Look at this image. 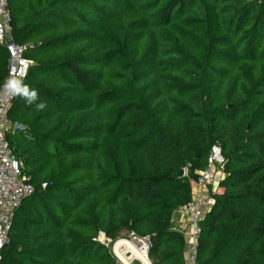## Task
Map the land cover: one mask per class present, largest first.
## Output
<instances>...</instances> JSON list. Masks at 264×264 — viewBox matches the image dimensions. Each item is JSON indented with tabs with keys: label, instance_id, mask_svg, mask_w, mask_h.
I'll list each match as a JSON object with an SVG mask.
<instances>
[{
	"label": "trees",
	"instance_id": "trees-1",
	"mask_svg": "<svg viewBox=\"0 0 264 264\" xmlns=\"http://www.w3.org/2000/svg\"><path fill=\"white\" fill-rule=\"evenodd\" d=\"M6 2L32 61L6 140L33 193L0 264H118L100 233L186 264L175 214L213 146L197 264H264V0ZM7 70L0 43V87Z\"/></svg>",
	"mask_w": 264,
	"mask_h": 264
},
{
	"label": "built area",
	"instance_id": "built-area-1",
	"mask_svg": "<svg viewBox=\"0 0 264 264\" xmlns=\"http://www.w3.org/2000/svg\"><path fill=\"white\" fill-rule=\"evenodd\" d=\"M10 22L11 17L7 10V2L0 0V43L8 54L7 75L0 87V253L9 242L8 234L15 210L25 198L33 193L28 178L22 174L21 164L15 158L6 140V134L13 132L14 129V124L9 120L8 113L32 64V61L25 57L30 46L14 42L11 36ZM222 166L223 158L220 149L213 146L208 158V167L197 172L196 178L191 181V201L181 209L182 216L187 220L177 230L185 238L186 264H197L200 222L213 205L209 187H215L224 176ZM215 189L217 188H213L212 191L214 192ZM100 236L99 234L97 240L100 239ZM133 240L142 243L144 257L151 264L147 257L149 241L135 237ZM132 261L133 259L129 264ZM140 264L142 263L140 262Z\"/></svg>",
	"mask_w": 264,
	"mask_h": 264
},
{
	"label": "rangeland",
	"instance_id": "rangeland-1",
	"mask_svg": "<svg viewBox=\"0 0 264 264\" xmlns=\"http://www.w3.org/2000/svg\"><path fill=\"white\" fill-rule=\"evenodd\" d=\"M215 191L217 192V189H215ZM186 220L187 218H184V223H186ZM100 235L101 236L100 239H98V241L109 248L110 253L116 259V262L118 264H129L132 259H137L136 256L133 255L134 254L133 250L138 252V247H135L137 244L133 243L135 241H132L134 237L123 233L121 238L111 242V240L106 239L102 233H100Z\"/></svg>",
	"mask_w": 264,
	"mask_h": 264
},
{
	"label": "water",
	"instance_id": "water-1",
	"mask_svg": "<svg viewBox=\"0 0 264 264\" xmlns=\"http://www.w3.org/2000/svg\"><path fill=\"white\" fill-rule=\"evenodd\" d=\"M255 1H258V0H246V2H255ZM23 130H26V127L20 123H16L14 125V129H13V132L14 133H17V132H20V131H23ZM176 177L180 178L182 176H184V170H180L176 175ZM50 186V184H45L43 187L46 189ZM220 189L217 191V193H220ZM131 264H140V262L137 260V259H133L132 263Z\"/></svg>",
	"mask_w": 264,
	"mask_h": 264
},
{
	"label": "bare ground",
	"instance_id": "bare-ground-1",
	"mask_svg": "<svg viewBox=\"0 0 264 264\" xmlns=\"http://www.w3.org/2000/svg\"><path fill=\"white\" fill-rule=\"evenodd\" d=\"M132 241H135L133 243L137 244L135 247H138V252H136L135 250H133V252H134L133 255H135L136 258H137V260H139L142 264H149V262L144 257V251H143V248H142V245H141L142 243L141 242H138L136 240H132Z\"/></svg>",
	"mask_w": 264,
	"mask_h": 264
},
{
	"label": "crops",
	"instance_id": "crops-1",
	"mask_svg": "<svg viewBox=\"0 0 264 264\" xmlns=\"http://www.w3.org/2000/svg\"><path fill=\"white\" fill-rule=\"evenodd\" d=\"M217 191H218V189H217ZM220 191H221V189H220ZM176 217H177V224H176V230H178V227H180L182 224H183V222H184V217L182 216V212H181V210L180 211H178L176 214ZM178 226V227H177ZM119 242V241H118ZM117 243V242H116ZM120 244V243H119ZM127 246V245H126Z\"/></svg>",
	"mask_w": 264,
	"mask_h": 264
},
{
	"label": "clouds",
	"instance_id": "clouds-1",
	"mask_svg": "<svg viewBox=\"0 0 264 264\" xmlns=\"http://www.w3.org/2000/svg\"><path fill=\"white\" fill-rule=\"evenodd\" d=\"M24 95H25L26 98H27V97H35L36 94H35V92H28V93H26V94H24ZM27 102H29L28 99H27ZM39 107L42 108V107H44V105H43V104H40Z\"/></svg>",
	"mask_w": 264,
	"mask_h": 264
}]
</instances>
